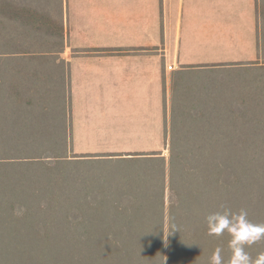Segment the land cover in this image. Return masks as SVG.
<instances>
[{
	"label": "trees",
	"instance_id": "trees-1",
	"mask_svg": "<svg viewBox=\"0 0 264 264\" xmlns=\"http://www.w3.org/2000/svg\"><path fill=\"white\" fill-rule=\"evenodd\" d=\"M257 36L261 49L262 29ZM33 53L0 45V264H210L216 248L227 264L231 237L208 235L206 216L245 209L250 221L264 223V153L178 154L186 143L175 139L167 161L160 153L118 159L127 165L121 185L99 188L95 196L77 192L63 174L56 177L78 162L68 158L69 132L61 143L52 131L19 130L7 120L31 108L8 81L17 79L16 61ZM240 103L224 116L230 121L220 128L222 142L239 137L264 152V87ZM88 198L95 201H82ZM246 251L255 258L264 239Z\"/></svg>",
	"mask_w": 264,
	"mask_h": 264
},
{
	"label": "crops",
	"instance_id": "crops-1",
	"mask_svg": "<svg viewBox=\"0 0 264 264\" xmlns=\"http://www.w3.org/2000/svg\"><path fill=\"white\" fill-rule=\"evenodd\" d=\"M2 1L9 36L18 40L10 47L55 49L16 61L15 93L31 108L7 120L19 130L66 121L72 144L85 136L81 124L99 120L133 122L158 144L175 75L255 62L261 47V0Z\"/></svg>",
	"mask_w": 264,
	"mask_h": 264
},
{
	"label": "rangeland",
	"instance_id": "rangeland-1",
	"mask_svg": "<svg viewBox=\"0 0 264 264\" xmlns=\"http://www.w3.org/2000/svg\"><path fill=\"white\" fill-rule=\"evenodd\" d=\"M3 2L6 3L7 1L0 0V11ZM263 6L262 2L261 7H259L260 16L263 20H261L262 33H264ZM4 13L3 10L0 13V45L10 46L11 43L16 44L18 40L16 34H13L12 37L9 36L6 25L7 18ZM216 33L225 35L224 30H218ZM20 43L24 42L21 41ZM31 49H34L33 55L52 54L47 50L55 52V49L51 50L49 48ZM218 50L225 56L227 55L226 52L230 51V49ZM192 71L193 74L204 75H175V81L167 91V102L170 109L168 112L169 117L167 115L169 127H166V132L165 129L162 132L161 128L158 144L148 143V130L135 126L133 122L120 127H105L102 120L95 123L92 121L84 123L80 125L78 130L84 132L85 136L78 138L81 142L72 144L71 152L68 155L69 160H78V162H73L75 164L66 168V170L61 169L56 177L63 174L61 178L69 180L70 185L75 187L77 192L95 196L99 188L108 190L113 186L115 188L121 185V177L127 173V165L118 159L160 153L167 161L170 154L169 143L175 139L186 143L185 149L176 151L178 154L264 153L262 150H254L255 145L245 144L242 140H239V137L236 142L225 144L222 142L223 135L220 136L222 125L230 121L224 117L230 115L227 111H232L230 109L239 110L242 97L246 96L247 100V97H251L261 87H264V46L259 49L255 62L209 65L202 69H192ZM242 73H249V75H242ZM10 79L15 82L13 78ZM13 87L15 88V86ZM51 108L55 109V107ZM66 125V121H53L49 123L48 128H41V130L48 131L44 134L45 136L50 134L49 131H52V135L49 136L53 140H60L61 142L66 138L64 136L66 130L69 131ZM207 125H210L209 127L214 132H208L206 130ZM176 127L183 128L182 132H184L180 135L171 133L170 129ZM216 128L219 129L216 130ZM28 130L31 131V129ZM29 133L26 135H39ZM235 134L239 136L240 133ZM218 137L220 138L218 139ZM50 153L52 152H49L48 155ZM82 201L94 202L95 199L88 198ZM165 205H168V191L165 192Z\"/></svg>",
	"mask_w": 264,
	"mask_h": 264
},
{
	"label": "clouds",
	"instance_id": "clouds-1",
	"mask_svg": "<svg viewBox=\"0 0 264 264\" xmlns=\"http://www.w3.org/2000/svg\"><path fill=\"white\" fill-rule=\"evenodd\" d=\"M205 219L208 235L219 237L227 232L231 237L228 242L231 256L227 264H264V251L259 252L255 258L246 251V248L264 239V223L250 221L245 209L238 212L225 209L211 213ZM173 230H176L175 227ZM221 252V248L213 251L210 264H224Z\"/></svg>",
	"mask_w": 264,
	"mask_h": 264
},
{
	"label": "built area",
	"instance_id": "built-area-1",
	"mask_svg": "<svg viewBox=\"0 0 264 264\" xmlns=\"http://www.w3.org/2000/svg\"><path fill=\"white\" fill-rule=\"evenodd\" d=\"M169 68H171V67H169Z\"/></svg>",
	"mask_w": 264,
	"mask_h": 264
}]
</instances>
